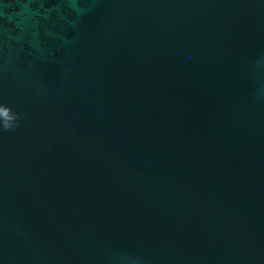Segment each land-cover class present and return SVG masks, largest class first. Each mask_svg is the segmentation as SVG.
<instances>
[{
	"label": "water",
	"instance_id": "1",
	"mask_svg": "<svg viewBox=\"0 0 264 264\" xmlns=\"http://www.w3.org/2000/svg\"><path fill=\"white\" fill-rule=\"evenodd\" d=\"M0 264H264V0H0Z\"/></svg>",
	"mask_w": 264,
	"mask_h": 264
},
{
	"label": "clouds",
	"instance_id": "2",
	"mask_svg": "<svg viewBox=\"0 0 264 264\" xmlns=\"http://www.w3.org/2000/svg\"><path fill=\"white\" fill-rule=\"evenodd\" d=\"M19 114L14 112L10 106L0 105V122L4 131L14 127Z\"/></svg>",
	"mask_w": 264,
	"mask_h": 264
}]
</instances>
